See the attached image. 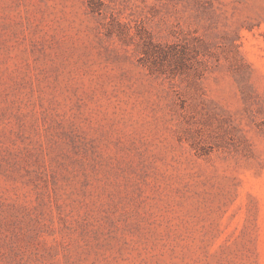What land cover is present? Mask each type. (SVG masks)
Wrapping results in <instances>:
<instances>
[{
  "label": "rangeland",
  "instance_id": "obj_1",
  "mask_svg": "<svg viewBox=\"0 0 264 264\" xmlns=\"http://www.w3.org/2000/svg\"><path fill=\"white\" fill-rule=\"evenodd\" d=\"M0 264H264V0H0Z\"/></svg>",
  "mask_w": 264,
  "mask_h": 264
}]
</instances>
